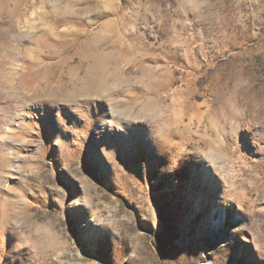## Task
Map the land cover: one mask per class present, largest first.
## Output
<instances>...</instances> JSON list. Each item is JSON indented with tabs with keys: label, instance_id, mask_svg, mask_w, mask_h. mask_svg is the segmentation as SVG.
Listing matches in <instances>:
<instances>
[{
	"label": "rangeland",
	"instance_id": "374dc122",
	"mask_svg": "<svg viewBox=\"0 0 264 264\" xmlns=\"http://www.w3.org/2000/svg\"><path fill=\"white\" fill-rule=\"evenodd\" d=\"M0 264H264V0H0Z\"/></svg>",
	"mask_w": 264,
	"mask_h": 264
},
{
	"label": "bare ground",
	"instance_id": "6f19581e",
	"mask_svg": "<svg viewBox=\"0 0 264 264\" xmlns=\"http://www.w3.org/2000/svg\"><path fill=\"white\" fill-rule=\"evenodd\" d=\"M58 22V21H57ZM58 25V24H57ZM89 46H90V44H88ZM84 47V46H83ZM86 47V46H85ZM83 49V48H82ZM81 49V50H82ZM85 51V52H84ZM80 57H82V60L84 61V62H87L89 59L90 60H92V65H90L86 70H85V73H84V81H85V83H86V87H85V89L86 90H84V94H86L85 96H83V98L84 99H88L89 97H90V94L91 93H95L96 94V92H101V93H103L105 90H106V83L105 82H103L102 80H103V76H104V74L105 73H108V71H107V69H106V66L104 65V63L103 62H101L100 60H99V56L95 53V52H93L91 49H89V48H87L86 47V50H83V52L81 51L80 52ZM29 61V60H28ZM28 61H26V62H28ZM33 61H34V59H33ZM65 62V61H64ZM30 63V62H29ZM32 63V62H31ZM63 63V62H62ZM26 66H28V65H26ZM33 66H34V64L33 65H29L28 66V69H26V70H28V72H29V74H28V79H29V81L31 80V78H33V79H36V78H40V80H41V78H43L44 77V80H45V82L47 81V76H49L50 74H52L51 73V71H49V70H44V72H37V69H35V71L37 72V73H35V75H33V73L35 72H32V70H34V68H33ZM41 69V68H40ZM39 70V69H38ZM114 70H116V69H114ZM110 72H112V71H110ZM113 73H115V72H113ZM113 73H111V74H113ZM41 74V75H40ZM42 76V77H41ZM51 76V75H50ZM38 79H36V82H38L37 81ZM71 81L72 82H75V81H77V76H76V73L74 72V71H72L71 72ZM44 82V83H45ZM41 83H43V81L41 82ZM41 83H38V85H39V87H41L40 85H41ZM58 84V83H57ZM34 85V84H33ZM60 86L62 85V84H59ZM32 86V85H31ZM36 86V85H35ZM63 86V85H62ZM32 87H34V86H32ZM38 87V86H37ZM42 88V87H41ZM49 88H50V85H49ZM119 88V87H118ZM60 89H61V87H60ZM60 89H59V91H60ZM45 91H46V89H45ZM50 92H51V90H50ZM49 92V93H50ZM98 93V94H99ZM97 95V94H96ZM109 114V113H108ZM112 114V113H111ZM114 119V118H113Z\"/></svg>",
	"mask_w": 264,
	"mask_h": 264
}]
</instances>
